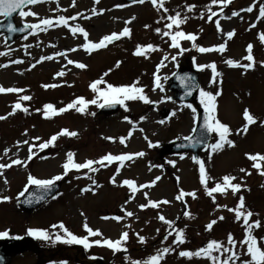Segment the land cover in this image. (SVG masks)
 Masks as SVG:
<instances>
[{"label":"rangeland","instance_id":"rangeland-1","mask_svg":"<svg viewBox=\"0 0 264 264\" xmlns=\"http://www.w3.org/2000/svg\"><path fill=\"white\" fill-rule=\"evenodd\" d=\"M210 2L211 0H165L164 7L169 10L165 13L163 8L158 10L153 7L151 0H145L143 4H129L127 0H99V3H94V0H75L74 7L72 0H41L24 9L36 13V16L23 19L18 16L15 21L18 24H39L43 19H52V27L43 30L45 26L41 25L40 29H32L29 35L17 39L10 46L5 36L0 35V53H4L0 55V65H6L0 67V86L23 90L19 93H0V116L6 117L0 120V164H10L17 159L22 161L20 165L5 168L7 172L3 169L6 173L0 178V197L10 198L8 201H0V233L10 229L13 222L23 227L27 224L33 227L43 225V229L48 231L49 225L61 222L71 231L80 222H87L89 227L99 229L103 234L98 239L112 241L118 240L123 232H128L127 241L122 242L126 251L114 252L111 249L112 256L109 258L101 254L104 264L108 259L110 264L143 262L164 247L173 250L165 254L160 264H211L207 258L181 257L179 252H196L212 240L230 247L227 237L231 233L238 242L236 251L241 253L237 264L248 259L243 255L245 247L239 244L245 235L243 222H237L234 212H229L227 208H235L242 196L246 208L256 214L250 218V222L260 220L264 224V176L258 174L257 169L252 166L254 162L246 156L264 154V44L259 39V35L264 33V18L258 19L259 7L264 4V0H231L226 7L221 4L213 5L211 11L216 12L217 16L213 17L212 22L207 19L210 13L206 6ZM186 5H195V8L188 12ZM252 5H255L252 12L244 11ZM221 8L223 12L220 11ZM93 9L96 10V15L92 14ZM177 11L181 13V17L187 16L188 19L179 29L173 26L171 31L174 33L180 30L196 36L195 41L179 40L180 48L171 47L170 36H163L155 31L157 28L161 29V33L169 31L165 27L169 21L162 17L174 16ZM233 12H238L239 15L233 16ZM59 16L68 20V27L62 23L56 25ZM73 16H76L75 20L71 19ZM216 20H219L222 31H217ZM253 24L255 27H252ZM77 26L88 33L87 42L92 43L99 42L105 35L118 34L125 27L130 29V36L106 42V49L93 50L89 54L82 47L86 43L85 37L69 30ZM230 31H234V36L228 39L226 33ZM225 43L226 50L223 53L198 51L199 47L213 48ZM148 44L158 50L146 51L141 56L134 55L138 45ZM249 44L252 45L254 57L252 68L229 67L224 62L232 59L242 65L250 63L244 59L248 55L246 49ZM57 53H64V56ZM47 56H52L53 59H42ZM69 59L85 64L86 68L80 69L68 64ZM15 60L22 63H13ZM187 61V65L200 70L201 90L221 93L216 98L214 115L229 127L230 135L227 138L234 142L233 147L225 145L215 153L209 148L206 153L201 154L206 175L210 177L207 185L211 188L216 183L223 184L222 177L233 176L236 179L232 183L241 185L235 195L230 188L224 195H206L204 186L200 183L199 165L188 154L165 157L163 160L160 158L159 151L163 145L173 140L185 139L192 134L197 122V110L203 107L200 94L195 105L171 99L173 94L170 93L167 82L179 65H185ZM117 62H120L119 67L116 66ZM213 62L220 73L216 77V83L210 82V68L201 70L198 67ZM162 63L163 66L158 68ZM58 72H64V75L57 76ZM105 73L108 75L105 76ZM157 77L160 87H156ZM100 79L104 83L97 85L99 91H106L108 84L117 87L135 85L143 89L142 94L153 103L125 101L119 112L111 117L99 115L100 107L89 104L83 113L71 109L45 118L43 109L46 104L59 109L78 97L87 101L97 99L98 104L102 103L103 99L98 98V93L93 92L90 87ZM46 85L57 86L44 87ZM24 95L31 99L20 100ZM17 102L28 111L17 110L15 114L8 115ZM163 109L170 111L167 119L161 114ZM245 109L256 119V123L250 125L246 133L243 131L246 123L243 118ZM62 129L78 135H59L50 148L43 150L39 147ZM213 135L211 144L219 139L216 133ZM37 137L39 139H35ZM106 137L114 138V142L105 139ZM122 137L125 138L124 144L119 142ZM24 141L28 143H23ZM17 142H20L19 145ZM149 142L154 146L149 147ZM29 146H32V160L29 159ZM5 149H8L6 155ZM70 152L75 154L74 162L77 163L89 159L98 160L109 153L144 155L120 164L111 163L107 167L94 165L93 167L99 168L94 172L99 179L98 186L92 189V194L91 190L85 194L77 186L83 177L80 186H89L92 180L90 176H81L91 172L82 169L73 173V180L65 179L63 165ZM258 162L264 169V161ZM118 165L125 166L116 175ZM242 168L251 174L241 172ZM70 171L67 174H72ZM29 175L41 180L61 175L63 178L58 181L64 184L62 190L67 191L65 197L69 198H60L58 195L44 208L31 213L30 217L34 222L26 220V216L18 209L20 193L28 187ZM114 175L115 183L111 182ZM156 177L160 179L152 185L151 182ZM124 180H132L137 186H148L138 188L139 192L134 194L128 186H123ZM180 191L195 193V198L185 195L177 200ZM149 200H167L170 203H161L158 208L141 209L140 205L148 204ZM104 206L106 208L102 211ZM126 212L133 215L127 216ZM185 212L190 213V216L186 217ZM159 215L173 221V227L169 228L160 221ZM221 216L224 217L223 220L219 219ZM105 217L111 218L108 220ZM113 217L122 219L117 221ZM212 220L217 223L211 230H206V225ZM20 225L15 226V231ZM181 229L184 231L185 243L174 244L176 232ZM169 232L172 234L168 235ZM56 233L63 234L58 228L53 229L52 234ZM75 233L81 234L77 231ZM166 235L167 240L164 239ZM253 235L257 238L264 237V226L254 229ZM138 237H144L145 242L140 243ZM102 247L99 246L100 249ZM212 254L219 255L216 252ZM33 259L35 261L36 257ZM30 262L28 258H21L14 264Z\"/></svg>","mask_w":264,"mask_h":264},{"label":"snow or ice","instance_id":"snow-or-ice-1","mask_svg":"<svg viewBox=\"0 0 264 264\" xmlns=\"http://www.w3.org/2000/svg\"><path fill=\"white\" fill-rule=\"evenodd\" d=\"M40 0H0V17H3L5 19H9V23L7 24V31L10 33H14L17 31L23 32L28 29H40L41 25H44L45 28L43 30H46L48 27H52L54 22L52 19H43L40 21L39 24H27L25 23L22 28H17L13 25V23L10 21V18L13 17L14 13H18L19 16L23 19L28 16H36L37 14L32 12V11H24V7L27 5H35ZM137 3L143 4L145 0H135ZM94 3H99V0H94ZM151 3L153 7H156L158 10L160 8H163L164 12L167 13L169 10L164 7L165 0H151ZM229 3H231V0H211L210 4L207 7L209 11V15L207 17L209 22L213 21V17L217 16V13L214 11H211V7L213 5L221 4L223 6H227ZM72 6H75V0H72ZM255 5L249 6L247 9H244V11L247 12H252L253 8ZM195 8V5H186V9L188 12H192L193 9ZM221 12H223V8L220 9ZM93 15H96L97 12L95 9H93ZM77 15H82V14H77ZM233 16H238V12H233ZM85 19L89 17H84ZM166 18L169 23L165 25L169 31H164L161 33V29L157 28L155 31L158 34H161L163 36H170L171 38V47L175 48H180L179 40L184 39V40H189V41H195L196 36L193 34H186L183 31L177 30L174 33L171 31L173 29V26H175L176 29H179L182 24H184L188 17L183 16L181 17L180 12H176V14L173 15H168L166 17H162V19ZM201 18H203V14H201ZM230 18V17H229ZM264 18V4H261L259 7V16L258 19ZM72 20L76 19V16L71 17ZM63 24L65 27H68V20L64 16H59L56 25L59 26V24ZM159 23V21H157ZM217 31H222L219 20L215 21ZM147 27V26H146ZM252 27H255L253 24ZM73 34L79 32L81 33L86 40V43L82 45L85 51L91 53L93 50H99L102 48L107 47V43H111L117 39H120L121 37H128L130 36V29L125 27L120 33H112L110 35H105L103 36L99 42L92 43V42H87V36L88 33L82 28V27H71L69 29ZM226 36L228 39H231L234 36V31H230L226 33ZM259 39L262 44H264V33L259 35ZM107 42V43H106ZM195 46V45H194ZM75 49H73L74 51ZM158 50L155 46L152 44H148L146 46H140L138 45L134 55L141 56L145 55L146 51H156ZM226 50V43L225 44H220L219 46L213 47V48H204V47H199L198 51L201 53H206V52H211V51H218L223 53ZM181 51H184V49H181ZM248 55L244 57L247 61L250 63L248 64H240L238 61H234L232 59H228L224 61L229 67H243L245 69L252 68L254 66V57L252 55V45L249 44L246 49ZM0 55H4V53H0ZM57 55L64 56V53H57ZM43 60H52V56H47L43 57ZM65 59L67 57L65 56ZM164 59H167L165 57ZM173 60H175V57H172ZM41 61H38V63ZM68 64H73L75 63V66L80 69L86 68V65L83 63L79 62H74L72 60L67 61ZM13 63H22L20 60H15ZM119 63L117 62V67H119ZM35 65H33L34 67ZM163 66V63L158 66L161 67ZM0 67H6V65H0ZM201 70L204 68H210L212 72V80L210 81L211 83H216V77L220 75V73L217 72L216 65L213 62L210 65H200L198 66ZM57 76H63L64 72H58L56 74ZM105 76L108 75V73L104 74ZM104 83L102 79L94 81L90 87L93 92L98 93V98L103 99V103L97 102V99H93L91 101L85 100L83 97H78L69 104H67L65 107L56 109L52 104H46L44 105L43 109V114L45 118H49L51 116L63 114L64 112L75 109V111L83 113L85 109L88 107L89 104L97 105L98 107H105V106H115L116 104H119L121 106L125 105V101H133V100H140L143 101L145 104L148 103H153L148 99V97L143 93V89L136 87L135 85H128V86H113L111 84L107 85V90L106 91H99L97 88V85ZM57 85H46L44 87H56ZM156 87H160L159 84V78L157 77V83ZM23 91L22 89L18 88H4L3 86H0V93H19ZM221 93L218 91L216 94H213L211 92H206L204 90H200V96L203 98L201 99V104L204 106L205 109V122H204V130L208 133H216L219 137V139L216 141L214 144H208L207 147L211 149L213 153L220 151L224 148L225 145L228 147H233L234 142L227 137L230 135V129L227 125L223 124L220 122L218 119H216L214 113L216 110V98L219 96ZM31 97L24 95L20 97V100L23 101H28L30 100ZM79 105V107H77ZM188 107H191V105H188ZM17 110H21L24 112H27L28 109L22 107L21 103L17 102L13 106V111L9 113L8 115H13ZM37 111H40L39 109ZM195 112V109H193ZM91 115H95V113H91ZM243 118L246 121L243 131L246 133L248 130V127L254 123H256L255 117L250 114L248 109H245L243 112ZM6 117L0 116V120H4ZM141 119H144L143 117ZM214 121V123H213ZM195 131V128L193 129ZM59 135H66V136H76L78 135L75 132H69L67 129H62L60 133L57 135L52 136L48 141L42 143L39 145L41 149H44L48 147L49 145L53 144L54 141L58 138ZM39 139V137L35 138ZM105 139L113 140L114 138L112 137H106ZM185 139H189V137H185ZM121 144L125 143V138H120L119 141ZM20 142H17L19 145ZM23 143H28V141H24ZM154 145L149 142V147H153ZM8 149H5V155L7 154ZM74 153H68L67 154V162L63 165L64 168V175H67L68 171L70 170H76L80 171L82 169H87L89 172H96L99 170L97 167H93L94 165H99L100 167H107L109 164L113 162H124L127 160H131L133 155L136 156H143L144 153H136V154H121V155H112L111 153L105 154L104 156L100 157L98 160H86L83 163H77L74 162ZM32 156V146H29V159H31ZM247 158L251 161H253V168H256L258 171V174L264 176V169L261 168V165L258 161H264V154H246ZM183 158V157H182ZM194 161L199 165V172H200V183L204 186L205 193L208 196H213L214 193H220L221 195H224L226 191L230 188L231 192L233 195H235L241 188L240 184H235L232 183L236 178L230 175H226L222 177L223 184L221 183H216L214 187L209 188L207 185V180L210 179L206 175V169H205V164L203 161L199 160L196 157H193ZM107 162V163H105ZM22 164V161L19 159L11 161L10 164H0V170H3L5 168H9L12 165H20ZM241 172H245L246 175H250L251 173L247 172L245 169H240ZM120 172V167H117L116 169V175H118ZM3 175V172L0 171V176ZM63 177L61 175H58L54 177L53 179L50 180H41L37 179L31 175L28 176V185L32 186L35 185L38 189H44L45 191H48L51 189V187L54 185L55 181H58L62 179ZM79 178V177H78ZM90 178V177H89ZM160 177H156L154 181L151 182L152 185L155 184L157 180H159ZM111 182L115 183V175L111 178ZM5 183H7V180L5 178ZM96 182L93 180V184ZM123 185L128 186L133 193H135L138 188H144L147 187L148 185H139L137 186L134 181L132 180H124L122 182ZM98 186V185H97ZM91 189H82V192L84 191H90ZM25 191H27V187L25 188ZM20 195H24L23 192L20 193ZM146 195V194H145ZM185 195H191L193 198H195V193H184L183 191H180L179 195L176 197L177 200H181ZM55 198V197H53ZM10 198L9 197H0V201H8ZM43 196H37L35 197L36 202H39L40 200H43ZM33 201L29 199L27 203H32ZM163 204H168L170 203L169 201H148V204L145 205H140L141 209H144L146 207H152V208H158L159 205ZM227 207V206H224ZM229 212H234L235 215V220L237 222L241 221L243 222V227H244V239L239 241V244L241 247H245V251L243 252V255L248 257V259H245L241 261V264H264V237L257 238L253 235V230L256 228H260L264 226L260 220H252L250 222V218L253 217L254 214L251 210L247 209L244 203V198L241 196L239 197V201L236 205L235 208H227ZM127 216H132L133 213L131 212H126ZM184 215L186 217L190 216V213L185 212ZM104 219H108V217H105ZM112 219H115L117 221L121 220L122 217H113ZM158 219L162 221L165 225H167L169 228L173 227L174 222L167 220L163 215H159ZM220 220H223L224 217H219ZM216 220H212L206 225V230H211L213 228V225L216 224ZM53 229H60L63 233V235L56 233L52 234L48 230L45 229H28L27 230V235L39 239V240H44L48 241L51 240L53 243L60 242L68 245L72 244H78L82 245L85 250L89 249L93 245L96 246H106L109 249H112L114 252L118 251H126L122 247V242H126L128 239V232H123L120 236V238L116 241H112L111 239H96L93 241L89 240V237H102V233L100 232L99 229H92L91 227L88 226L87 222L84 223L83 228L85 232L87 233L86 236L84 237H79L72 233L62 222L59 223L58 225H52L51 226ZM159 231V230H157ZM172 233L169 232L168 235H171ZM54 235V239H53ZM8 236V232H3L0 233V238H4ZM19 239V237H16ZM168 236H165V240H167ZM140 243L145 242L144 237H138ZM174 244H183L185 243V236H184V231L178 230L176 232L175 240L173 241ZM227 243L230 245V247L225 246L223 242L212 240L208 242L206 247H202L198 249L196 252H191V251H180L179 255L181 257H187V258H192V257H203L207 258L209 261H211V264H237V261H240L241 258V253L236 251V246H237V241L233 238V235L231 233L228 234L227 237ZM170 247H164L162 250H157V253L155 255H152L148 257L145 261H133L132 264H160L161 260H163L165 254H168L170 251H172ZM216 252L219 253V255H213L212 253ZM228 254V255H225ZM221 257H224L223 259ZM92 259H96L95 257H92ZM62 264H66V262H62Z\"/></svg>","mask_w":264,"mask_h":264},{"label":"water","instance_id":"water-1","mask_svg":"<svg viewBox=\"0 0 264 264\" xmlns=\"http://www.w3.org/2000/svg\"><path fill=\"white\" fill-rule=\"evenodd\" d=\"M18 13H14L13 17L10 18V21L13 23V18ZM9 23V19H6L5 22L0 23V33H7L8 41L11 43L17 36L28 33L30 29L20 32H14L10 33L7 31V24ZM14 25V23H13ZM22 28V27H21ZM19 29V28H18ZM171 90H176V96L175 99H180L181 101H196V92L198 90V74H194L191 71H187L185 69H182L175 77L173 78L172 82L170 83ZM119 104H116L115 106H107L105 110L102 111V113H105L107 115L114 114L118 111ZM165 117L169 115L168 112H165ZM205 122V110L200 109L199 115H198V126L196 128L195 134L190 138L182 142H173L169 144L168 146H165L162 148L161 153L162 156L165 155H174L179 154L182 152L187 151H193L196 155V158H198V154L200 151L206 150L208 147L207 145L210 144V141L212 139V133H208L204 130ZM60 188V185H53L50 190L45 191L44 189H38L37 187L32 190L31 195H28L25 200V207L26 211L30 212L36 208H38L40 205L45 203L51 196H53L58 189ZM37 196H43L44 199L40 200L39 202H36L35 197ZM31 199L32 203H27V201ZM29 204V205H28ZM19 242H14L13 240L3 241L0 242V264H9L12 254L15 251V245ZM22 251V250H19ZM19 253V252H17Z\"/></svg>","mask_w":264,"mask_h":264},{"label":"flooded vegetation","instance_id":"flooded-vegetation-1","mask_svg":"<svg viewBox=\"0 0 264 264\" xmlns=\"http://www.w3.org/2000/svg\"><path fill=\"white\" fill-rule=\"evenodd\" d=\"M65 193L62 195L64 196ZM84 224H79L77 228V232L81 234L87 233L83 229ZM31 229L29 226L22 230L21 232H15L13 234V238L19 237L24 238L28 237L27 230ZM83 234V235H84ZM84 235V236H86ZM17 239V238H16ZM91 241L93 239L91 238ZM77 244H64V243H49L42 245H37L36 251L30 250L26 253H23L19 256H14V261L21 259V258H28L31 260L28 264H36V263H44V264H62V262H66V264H99V250L98 246L93 245L89 249H78ZM110 251L107 250V253ZM34 256L37 257V260L34 261ZM95 257L96 259H92ZM109 264V262L107 263Z\"/></svg>","mask_w":264,"mask_h":264}]
</instances>
